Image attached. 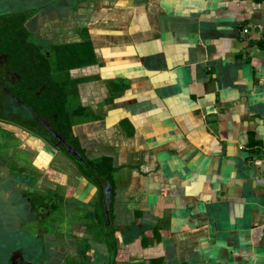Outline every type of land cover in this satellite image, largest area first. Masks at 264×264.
<instances>
[{
    "label": "crops",
    "instance_id": "crops-1",
    "mask_svg": "<svg viewBox=\"0 0 264 264\" xmlns=\"http://www.w3.org/2000/svg\"><path fill=\"white\" fill-rule=\"evenodd\" d=\"M63 16L74 134L113 164L119 228H143L116 264H264V0H87Z\"/></svg>",
    "mask_w": 264,
    "mask_h": 264
},
{
    "label": "flooded vegetation",
    "instance_id": "flooded-vegetation-1",
    "mask_svg": "<svg viewBox=\"0 0 264 264\" xmlns=\"http://www.w3.org/2000/svg\"><path fill=\"white\" fill-rule=\"evenodd\" d=\"M86 1L73 0L75 9ZM55 2L38 0L44 10L35 11L33 3L28 11L0 7V264H116L119 239L143 228L137 221L119 228L113 164L103 165L108 158L88 153L74 134L69 45ZM71 168L87 181L77 183ZM103 245L106 263L98 255Z\"/></svg>",
    "mask_w": 264,
    "mask_h": 264
},
{
    "label": "rangeland",
    "instance_id": "rangeland-1",
    "mask_svg": "<svg viewBox=\"0 0 264 264\" xmlns=\"http://www.w3.org/2000/svg\"><path fill=\"white\" fill-rule=\"evenodd\" d=\"M42 1H44V0H42ZM56 2L55 3H53L52 5H56V6H58L57 7V10H60V12H59V14H62V12L65 10V12H67L68 11V8H69V6L70 7H72V8H76V7H78L76 4H74L73 3V0H55ZM32 3L34 4V11L35 10H37L38 8L40 9L41 8V10H44L43 8H44V5H42L41 3H38V0H1L0 1V7H9V8H13L14 9V11L15 10H17V11H28V9H30L31 7H33V5H32ZM50 3V2H49ZM48 3V4H49ZM48 4H46V5H48ZM50 6V8H51V4H49ZM37 7V8H36ZM67 7V10L65 9ZM24 13H26V12H24ZM60 21L61 20H55V23H54V25L55 26H57V25H59L60 24ZM31 39H33V40H36V42H38V43H41L42 45H46V46H48V48L50 49L51 48V43H50V41L49 42H47V40H44L43 38L41 39V40H38L37 39V37L35 38V34L33 33L31 36ZM69 48H70V46H69ZM52 49V48H51ZM84 49H85V58H89L90 57V52H91V49H90V47L88 46V45H85V47H84ZM68 71V70H67ZM71 100V102L72 103H74L75 102V100H76V98L75 99H70ZM88 156V155H87ZM89 158L90 159H93V158H96L94 155H89ZM103 165H108V162H103L102 163ZM71 175H72V177H73V179L77 182V183H79V182H84V181H87V180H83L82 179V176H81V174H80V172H78L77 170H75L74 168H71ZM89 181V180H88ZM89 182H91V181H89ZM89 182H86L85 184V186H82V189H84V190H88V189H90L89 187H90V183ZM93 183V182H92ZM17 190H16V192L15 193H17V192H21L18 188H16ZM94 186H92V188H91V190H92V192H94ZM90 190V191H91ZM18 194V193H17ZM22 194V196L24 195V193L22 192L21 193ZM50 194V195H49ZM35 195L36 196H38L39 195V193L38 192H36L35 193ZM45 195H48V196H51V190L50 191H47V193H45ZM91 196V195H90ZM18 199V196L17 195H15L14 196V199ZM20 198H22V197H20ZM87 198V197H86ZM57 206H58V208H55L57 211H58V209H59V205L60 204H56ZM81 209H83V208H81ZM84 210V209H83ZM83 212H85V210L83 211ZM58 216H61V214H58ZM82 220V219H81ZM85 221L86 222H88V223H90V222H93V220H92V218H91V216H90V219H88V217L85 219ZM80 244H82L81 242H80ZM41 264H42V262H41Z\"/></svg>",
    "mask_w": 264,
    "mask_h": 264
},
{
    "label": "water",
    "instance_id": "water-1",
    "mask_svg": "<svg viewBox=\"0 0 264 264\" xmlns=\"http://www.w3.org/2000/svg\"><path fill=\"white\" fill-rule=\"evenodd\" d=\"M54 133H55V135L57 134V136L60 137V133H59L58 131H57V132H54ZM64 142H65V141H64ZM67 144H68V142H67ZM66 146H67V145H66ZM70 146L73 147L72 144H70ZM76 149H77V148H76ZM76 151H77V150H76ZM74 154L76 155L75 152H74ZM110 188H111V186H110Z\"/></svg>",
    "mask_w": 264,
    "mask_h": 264
},
{
    "label": "trees",
    "instance_id": "trees-1",
    "mask_svg": "<svg viewBox=\"0 0 264 264\" xmlns=\"http://www.w3.org/2000/svg\"><path fill=\"white\" fill-rule=\"evenodd\" d=\"M107 160H109L108 161V165L110 164V162H111V160H110V158H108ZM157 260H155V262H156ZM153 264H155L154 262H153Z\"/></svg>",
    "mask_w": 264,
    "mask_h": 264
},
{
    "label": "built area",
    "instance_id": "built-area-1",
    "mask_svg": "<svg viewBox=\"0 0 264 264\" xmlns=\"http://www.w3.org/2000/svg\"><path fill=\"white\" fill-rule=\"evenodd\" d=\"M245 31L247 32V31H248V29H245Z\"/></svg>",
    "mask_w": 264,
    "mask_h": 264
}]
</instances>
